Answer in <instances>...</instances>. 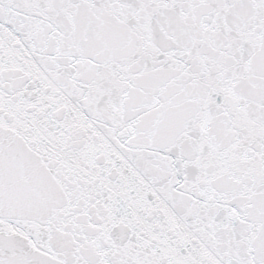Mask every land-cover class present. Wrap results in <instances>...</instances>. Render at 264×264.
<instances>
[{
  "label": "snow or ice",
  "instance_id": "6c2138e0",
  "mask_svg": "<svg viewBox=\"0 0 264 264\" xmlns=\"http://www.w3.org/2000/svg\"><path fill=\"white\" fill-rule=\"evenodd\" d=\"M0 264H264V0H0Z\"/></svg>",
  "mask_w": 264,
  "mask_h": 264
}]
</instances>
